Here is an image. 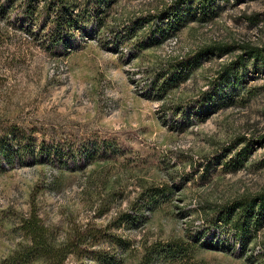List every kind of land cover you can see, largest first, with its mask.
<instances>
[{
    "label": "rangeland",
    "instance_id": "1",
    "mask_svg": "<svg viewBox=\"0 0 264 264\" xmlns=\"http://www.w3.org/2000/svg\"><path fill=\"white\" fill-rule=\"evenodd\" d=\"M177 1L78 0L82 12L100 5L105 25L65 35L80 45L55 55L41 27L0 0V139L52 152L0 158V264L29 243L32 210L73 245L66 264H264V228L243 248L213 222L264 191V58L245 54L264 50V0H190L177 31L136 51ZM133 28L139 39L124 41ZM175 60L180 84L148 98ZM155 188L168 196L153 208Z\"/></svg>",
    "mask_w": 264,
    "mask_h": 264
},
{
    "label": "trees",
    "instance_id": "2",
    "mask_svg": "<svg viewBox=\"0 0 264 264\" xmlns=\"http://www.w3.org/2000/svg\"><path fill=\"white\" fill-rule=\"evenodd\" d=\"M11 6L17 5L20 8L24 21L31 22L32 25H38L39 31L45 34L46 43L55 55L64 50L76 49L80 44L65 40V35H73L85 28V25L92 20L99 21V28L105 25V19L100 18L97 10L101 9L97 3L98 9L93 12L92 8H87L84 12L79 10L78 0H9ZM190 0H178L174 6L166 9L162 16L157 17L153 26L150 28V36L144 38L136 45V51L146 49L163 42V39L170 32L179 29V23L182 20V8ZM43 4V6H42ZM202 5H206V0L201 1ZM92 7V6H91ZM92 11V12H91ZM21 18V19H22ZM100 18V19H99ZM45 20L42 24V21ZM41 23V24H40ZM49 27V28H48ZM129 29V28H126ZM141 29V28H139ZM137 28L128 30L125 34L124 41L127 39L137 38ZM143 33V32H142ZM117 39V38H114ZM139 39V38H137ZM113 41V40H112ZM115 42L113 41L112 44ZM219 50L220 48H213ZM246 55L253 59L264 58V50L246 46ZM212 51L207 48L202 52ZM62 52V53H63ZM185 67V62L175 60L168 64L165 68H161L159 72L146 84L145 95L148 98L164 99L169 92L173 91L180 84L181 70ZM52 152L45 144L37 146L35 142L28 140L26 143L20 142L15 136L10 139H0V158L13 166L15 161H23L25 157L38 159L39 156L51 157ZM165 189L155 188L151 191V199L156 202L153 208L159 203L158 197L164 198L168 196ZM217 217L215 225L228 227L234 232V237L239 241L243 248L254 241L259 232L264 228V191L254 196L243 197L227 204L219 209L216 213ZM22 230L25 237L29 239V243L20 246L4 264H66L67 258L74 251L73 245L70 243L58 244L49 227H47L38 213L32 210L27 218L22 221ZM201 237V236H200ZM195 239V244L214 248V244L201 242V238ZM226 248L232 249L231 245ZM263 248V247H262ZM172 250H168L171 252ZM248 255V253L246 254ZM254 258V256H250ZM146 262H150L146 256Z\"/></svg>",
    "mask_w": 264,
    "mask_h": 264
}]
</instances>
